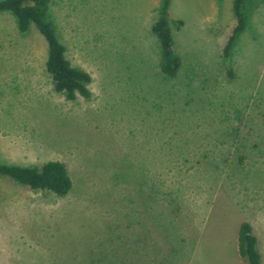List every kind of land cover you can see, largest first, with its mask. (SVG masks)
I'll return each mask as SVG.
<instances>
[{"label":"rangeland","instance_id":"374dc122","mask_svg":"<svg viewBox=\"0 0 264 264\" xmlns=\"http://www.w3.org/2000/svg\"><path fill=\"white\" fill-rule=\"evenodd\" d=\"M232 4L170 0L166 79L151 32L162 0H50L66 58L91 76V98L74 101L54 90L42 37L0 13V163L60 160L74 181L58 197L0 178V264H246L245 221L264 264V0H247L226 58ZM106 159L138 170L165 215L130 226L144 203L101 181ZM127 235L139 257L119 247Z\"/></svg>","mask_w":264,"mask_h":264},{"label":"trees","instance_id":"16d2710c","mask_svg":"<svg viewBox=\"0 0 264 264\" xmlns=\"http://www.w3.org/2000/svg\"><path fill=\"white\" fill-rule=\"evenodd\" d=\"M49 2L50 0H0V13H10L14 16L18 32L21 35H27L33 28L45 41L47 46L45 68L57 93L64 95L69 101H74L77 97L90 99L91 91L89 85L91 76L86 71L72 66L66 58V48L60 41L56 28L48 14ZM246 2L247 0H233L232 9L236 24L224 47L223 56L226 58L231 54L239 36L248 29V19L245 10ZM169 6L170 0H162L160 16L152 25L151 32L157 39L160 48L158 64L160 73L166 79H174L178 74L173 55L174 39L167 21ZM98 167L100 168L101 181L111 186V191L119 195L123 187L130 186V193L136 198L139 194L140 199H142L144 208L140 211V206H138V209L132 210V213L135 216L137 215L139 220L137 223L133 221L129 224L130 226L141 224V218L145 214L149 216L151 212L156 216L165 215L164 210L159 211L155 205L146 204L147 201L154 203L156 198H158L157 196L162 194L154 187L152 190L147 189L144 179L138 170L133 168L124 169L117 160L112 159H106ZM0 178H6L33 191H45L58 197H66L74 190V181L69 170L66 164L60 160L47 161L41 166L0 163ZM101 194L99 196L103 198L105 194ZM167 196L169 195L163 193L162 199L166 200ZM120 197L122 196H119V199ZM117 208L118 212L121 213L122 203L118 204ZM113 240L117 241L120 238H113ZM132 243V237L127 235L126 240L120 241L118 245H120L121 249H125L127 257L133 258L134 255L139 257L140 252L135 250L136 248ZM128 245L130 246L129 248L126 247ZM237 245L239 255L246 264H262L258 238L253 232L252 225L247 221L242 222L239 226ZM123 264H127V262Z\"/></svg>","mask_w":264,"mask_h":264},{"label":"crops","instance_id":"0c3cea01","mask_svg":"<svg viewBox=\"0 0 264 264\" xmlns=\"http://www.w3.org/2000/svg\"><path fill=\"white\" fill-rule=\"evenodd\" d=\"M262 264H263V259H262Z\"/></svg>","mask_w":264,"mask_h":264}]
</instances>
